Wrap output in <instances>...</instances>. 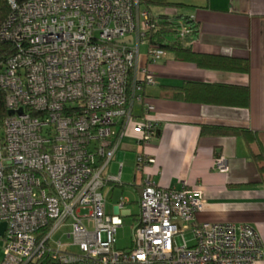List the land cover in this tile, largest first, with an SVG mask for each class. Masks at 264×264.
I'll return each instance as SVG.
<instances>
[{
	"label": "built area",
	"instance_id": "1",
	"mask_svg": "<svg viewBox=\"0 0 264 264\" xmlns=\"http://www.w3.org/2000/svg\"><path fill=\"white\" fill-rule=\"evenodd\" d=\"M9 3L12 11L0 28L1 38L15 44L0 69L8 110L0 122V227L6 224L0 264H44L48 258L60 264L263 260L262 237L253 225L199 218L206 202L201 188L187 182L165 188L149 176L138 179L155 163L143 148L159 132L149 117L154 106L145 99L155 75L139 67L150 30V13L141 1ZM164 53L149 47L148 63ZM131 126L139 133L133 186L141 193L132 244L119 249L117 233L130 200L121 197L116 211L108 212V193L123 185L124 163L117 173L109 166ZM213 169L228 172L229 160L217 155ZM67 224L72 242H54Z\"/></svg>",
	"mask_w": 264,
	"mask_h": 264
},
{
	"label": "crops",
	"instance_id": "2",
	"mask_svg": "<svg viewBox=\"0 0 264 264\" xmlns=\"http://www.w3.org/2000/svg\"><path fill=\"white\" fill-rule=\"evenodd\" d=\"M188 1L185 3L192 6L179 14L193 16L200 25L198 37L191 43L193 50L249 58L250 71L204 69L193 62L177 60L167 52L160 60L149 64L147 53L141 55L140 52L139 67L148 66L155 75V83L145 89V99L154 106L149 117L156 121L159 134L143 148L155 163L147 165L138 179L149 176L165 188L180 187L183 182L201 188L206 199L204 210L199 214L201 220L249 223L259 231L264 245V174L259 170L264 160L257 164L254 157L264 155V0ZM187 82L248 85L250 106L227 107L161 96L164 87L182 86ZM135 113L143 115L141 105H135ZM201 124L246 126L257 132L259 139L249 145L242 136H203ZM138 135L131 126L109 166V172L117 173L123 161L121 179L126 153L132 152L136 162L141 149L136 141ZM217 155L229 160L228 172L213 169ZM113 164L117 165L115 170ZM122 182V186L108 193V212L116 211V203L111 200L117 188L127 185ZM128 185L133 186V183ZM133 187L139 199L140 190ZM105 190L107 192L108 188ZM123 212L124 218L131 217L132 227L138 213L127 206ZM256 264H264V259Z\"/></svg>",
	"mask_w": 264,
	"mask_h": 264
},
{
	"label": "trees",
	"instance_id": "3",
	"mask_svg": "<svg viewBox=\"0 0 264 264\" xmlns=\"http://www.w3.org/2000/svg\"><path fill=\"white\" fill-rule=\"evenodd\" d=\"M150 13V30L148 32V48L154 47L171 53L177 60L190 61L204 69L224 70L239 73L250 71L249 58L230 57L222 54L200 53L193 50L191 43L199 34V23L193 16L186 14L170 15L154 13L152 7L189 8L185 2L170 0H140ZM12 9L9 0H0V28L7 20ZM187 30V32H184ZM15 44L5 41L0 36V69L2 64L15 52ZM162 97L187 102H199L227 107L249 108L250 88L248 85L231 83H199L187 82L182 86L163 88ZM8 116L6 93L0 89V122ZM159 134V132H158ZM203 136H242L250 145L259 139L258 133L246 126L221 124H201ZM257 164L264 160L263 154L254 156ZM264 174V166L259 167ZM44 264H60L48 258Z\"/></svg>",
	"mask_w": 264,
	"mask_h": 264
},
{
	"label": "rangeland",
	"instance_id": "4",
	"mask_svg": "<svg viewBox=\"0 0 264 264\" xmlns=\"http://www.w3.org/2000/svg\"><path fill=\"white\" fill-rule=\"evenodd\" d=\"M174 2H189L188 0H170ZM152 10L154 13H168L170 15H175L179 12H184V10L173 8V7H152ZM188 12V11H186ZM141 55H145L147 53V45L144 44L141 47ZM140 54V53H139ZM125 168L123 171V181L127 183V185L124 186V188H117L114 191L112 202L116 203L118 200H120L121 197L129 198L133 201V203L128 204L127 208L132 210L134 213L139 212V204H138V193L135 190L133 186H129L128 184L133 183V174L135 172V156L132 152H127L125 156ZM117 165L113 164L112 169L115 170ZM137 201V202H135ZM131 217H125L124 218V226L119 229L117 233V247L119 249L129 248L132 244V228H131ZM87 225L91 227V223L88 222ZM71 228L70 225L67 224L66 226L62 227L60 230H58L54 236L53 241L56 242L58 240L62 241L64 244L71 243V239L66 236L68 232H70ZM191 244L192 241L190 242ZM71 251L78 252V248L76 246H70L69 247ZM2 258V247L0 244V260Z\"/></svg>",
	"mask_w": 264,
	"mask_h": 264
},
{
	"label": "water",
	"instance_id": "5",
	"mask_svg": "<svg viewBox=\"0 0 264 264\" xmlns=\"http://www.w3.org/2000/svg\"><path fill=\"white\" fill-rule=\"evenodd\" d=\"M141 193V191H140ZM5 226L6 224L5 223H2L1 227H0V234H3L4 230H5Z\"/></svg>",
	"mask_w": 264,
	"mask_h": 264
}]
</instances>
